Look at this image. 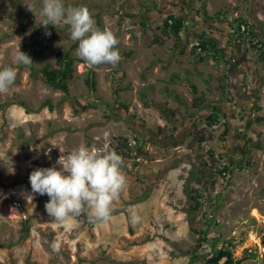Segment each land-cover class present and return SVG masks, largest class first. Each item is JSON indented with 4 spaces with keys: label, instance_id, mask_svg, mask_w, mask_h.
<instances>
[{
    "label": "rangeland",
    "instance_id": "obj_1",
    "mask_svg": "<svg viewBox=\"0 0 264 264\" xmlns=\"http://www.w3.org/2000/svg\"><path fill=\"white\" fill-rule=\"evenodd\" d=\"M157 2L159 8L152 10L149 0H63L65 19L71 8L85 6L94 27H98L100 15L104 29H110L117 37L121 57L115 65L101 64L96 69L97 92L90 91L84 82V74L92 66L76 61L71 94L66 98L62 91L44 81L39 70L43 64H55L59 51L78 42L70 38V26L64 22L42 26L43 0L39 3L0 0V68L16 69L14 84L0 93V264H208L212 247L202 235L208 227L205 221L213 225L209 230L212 239L221 236L218 245L227 239L239 242L237 258L252 248V256L243 264H264V228L259 230L264 224V150L251 149L243 139L246 130L253 139L261 138L264 142V123L251 109L252 96L235 90L242 78L233 61L227 66H211L198 63L189 54L203 32L210 34L211 29L221 45L226 44L232 33L230 22L240 16L251 19L264 39V0ZM27 5L36 6L35 15ZM220 10L229 14H218ZM174 12L187 18L190 24L185 33L188 54L177 58L170 55L172 40L165 46L153 41L161 34L159 28L165 18ZM143 22L148 23L147 29ZM19 49L31 57V66L13 62ZM35 50L42 54L36 61ZM245 50V44L239 42L234 51L240 55L237 61L244 60L243 70L250 73L247 81L250 84L251 71L256 68V78L263 77L258 82L264 87V63H258L254 51L243 58ZM125 51L133 54L124 55ZM74 54L78 56L77 49ZM33 66L38 77L32 74ZM186 68L212 72L215 76L235 71L234 101L214 96L225 107L226 121L233 126L226 141L222 139L224 123L207 127L206 114H187L183 106L163 93L164 86L170 85L189 101L193 99L188 88L169 83L173 73ZM115 70L125 72L119 80L127 88L121 91L119 100L129 109L115 104L116 79L112 77ZM193 80L202 90L216 84L213 81L208 85L196 75ZM144 90L150 100L168 102L178 111L176 131L172 133V123L158 110L144 106L140 99ZM259 94L264 108V92L261 90ZM48 100L54 109L44 105ZM102 101L112 106L100 104ZM250 124L252 127L247 130ZM160 128L173 136L157 137ZM195 134L199 138L205 136L207 142H197ZM136 135L143 139V151L122 158L126 187L114 199L109 220L93 223L81 215L61 223L48 215L45 209L48 195L31 190L29 176L33 170L48 167L59 170V157L81 145L112 150L117 137H127L132 143ZM202 146L225 153L232 163L241 160V153L245 152L244 159L251 164L233 175L231 183L221 190L219 203L193 213L187 190L197 186L199 165L195 149L207 151ZM132 213L139 217L134 225ZM27 224L30 231L24 238ZM53 241L60 245L58 253L52 251Z\"/></svg>",
    "mask_w": 264,
    "mask_h": 264
},
{
    "label": "trees",
    "instance_id": "obj_2",
    "mask_svg": "<svg viewBox=\"0 0 264 264\" xmlns=\"http://www.w3.org/2000/svg\"><path fill=\"white\" fill-rule=\"evenodd\" d=\"M152 2V10H157L159 8L158 0H149ZM225 13V14H224ZM218 14L228 15V12H222L220 10ZM225 17V16H224ZM98 28L104 29L103 21L101 16H98L97 19ZM146 29L148 28V23L143 22L142 24ZM232 29V39L233 42H241L245 44L246 51H254L258 56V61L264 63V39L261 36V33L256 29L255 23L244 16H240L234 19V22H230ZM161 34L154 37V43L160 44V46H165L169 40H172V54L176 55H185L187 53L188 43L184 36L185 32H188V20L178 16L176 13H170L165 18L160 26ZM234 35V36H233ZM79 42L71 44L68 48L61 50L56 55V63H46L40 67L39 73L43 77L44 81L50 85L53 89L62 91L66 98H69L71 94L70 83L73 80L75 73V63L80 60L84 62L81 58L74 54V50L77 49ZM219 43L216 40H212L208 37L207 33H204L202 37L198 39V43L194 44L189 52V54L196 58L198 63H204L207 65L216 66L219 64L228 65V57L225 55L224 51L219 48ZM124 55H132L133 52L125 51ZM35 61L41 59L42 54L39 50H35ZM98 66H92L84 74V82L87 88L90 91H98ZM32 74L35 77H38L34 66L32 67ZM196 75L202 78L206 84H210L213 81H216L214 88H209L207 90H202L198 84L193 80V76ZM125 76L124 71L115 70L112 72V77L116 79L114 85V98L115 104L119 105L125 109H129V106L122 102L120 99V93L126 87L122 86V77ZM187 76V77H186ZM186 77V78H185ZM169 83L175 84L180 83L185 85L188 90L191 92L193 99L189 101L185 96H182L178 90L166 85L163 88V93L167 96L173 98L178 104L183 106L187 110V114H192L194 112L206 114V125L207 127H215L217 124L224 123L226 129L222 134L223 141L227 140L228 133L232 129V125L226 121V113L224 111V106L218 104L217 100L214 99V96L219 95L222 99H226L229 102L233 101V95L231 90L230 78L228 71L222 72V74H217L215 76L212 72L206 74L203 71L192 70L190 68L183 69L180 72L173 73L170 76ZM140 99L143 102L144 106L147 108H155L158 110L170 123H172L171 131L172 133L178 129L177 123L178 111L170 107L168 102H159L156 100H150L148 98L147 92L141 91ZM23 106H26V102L21 103ZM100 104L112 106L110 102L102 101ZM44 105L54 109L53 104L50 100L46 101ZM90 107H96L98 104H89ZM251 109L257 115L260 122L264 123V108L260 104V98L258 96L255 98L254 103L251 106ZM225 121H224V120ZM252 124H250L247 130H250ZM172 133H166L163 128H160L156 132V136L161 139H168L172 137ZM197 142L201 144L207 142V138L202 136L199 138V134L194 135ZM243 139L246 143V146L251 147V149H260L264 150V142L261 138L253 139L250 135L246 134V130H243ZM144 142L141 136H134V142L131 143L130 139L127 137H117L115 139V144L113 148L122 158H131L136 153H142ZM192 147V146H191ZM202 148L207 151H199L195 149V159L199 165V170L196 174L197 186L187 190L188 199L190 200V211L193 213H198L203 211L205 208L209 207L214 202L219 203L222 197L223 189L231 183L233 175L237 171L244 170L250 166V161L245 160L239 165L232 163L225 153H218L213 148H207L202 146ZM194 150V148H192ZM202 149V150H203ZM214 225H218L216 220H212ZM206 227L202 232L204 235V240L206 243L212 247V255L208 258V264H243L245 261H249V257L252 256V248H247L244 251L242 258L236 257V249L239 245L238 241L234 240H225L222 244L218 245L221 241V236L212 239L209 236V230L213 228V225L205 221ZM30 225L25 226L24 238L29 234ZM264 243V238L263 241ZM194 259L198 258V254L194 252Z\"/></svg>",
    "mask_w": 264,
    "mask_h": 264
},
{
    "label": "clouds",
    "instance_id": "obj_3",
    "mask_svg": "<svg viewBox=\"0 0 264 264\" xmlns=\"http://www.w3.org/2000/svg\"><path fill=\"white\" fill-rule=\"evenodd\" d=\"M27 9L35 15L36 6L27 5ZM40 14L44 17L41 25L45 28L62 22L70 26V38L79 42L77 55L89 66L115 65L120 61L116 35L108 28L94 27L87 7L71 8L65 19L63 0H43ZM13 62L26 66L33 63L20 49ZM15 78V68H0V93L6 92ZM57 163L61 166L59 170L56 167L37 168L29 176L32 192L47 194L50 198L45 204L48 215L61 223L81 215H86L93 223L109 220L114 199L126 187L122 157L114 149L81 145L68 155H61ZM138 221V215L132 213L131 223L134 225ZM50 246L53 252L60 251L57 242L53 241Z\"/></svg>",
    "mask_w": 264,
    "mask_h": 264
},
{
    "label": "crops",
    "instance_id": "obj_4",
    "mask_svg": "<svg viewBox=\"0 0 264 264\" xmlns=\"http://www.w3.org/2000/svg\"><path fill=\"white\" fill-rule=\"evenodd\" d=\"M175 13V12H174ZM177 14V13H176ZM178 15V14H177ZM179 16V15H178ZM181 17V16H180ZM182 18H185V17H182ZM187 19V18H186ZM188 27H190V24H189V22H188ZM230 28H231V26H230ZM186 33V32H185ZM204 33H207L208 34V37L210 38V39H212V40H216L219 44V48H221L223 51H224V53H225V55L228 57V65L230 64V62L231 61H233V65H234V69H236V72H238V74H239V76L242 78V82H240V86L238 87L237 86V88L235 89V85H234V82L233 81H235L234 80V77H232V73L234 72L235 73V71L233 70V72L231 73L229 70H228V73H229V78H230V84H231V90H232V95H233V98L235 99L236 97H237V94L235 93V90H237V91H239L240 93H241V95L242 94H244V96H247V94H248V96H252V98H253V100L255 101V98L258 96V98H260L261 97V95L259 94V92H261V90L264 92V87H261V82H258L261 78H263V77H260V79L259 78H256V75H255V73L254 72H256V71H258V70H256V68H253L252 69V71H251V73H252V76H251V79H252V81L250 82V84H249V82L247 81V79H248V77H249V75H250V73L249 72H247V71H245V70H243V66L244 65H242L243 63H244V60H241V61H237V59L240 57V55H238L237 56V53L238 52H235L234 50H235V46L238 44V42H233V39H232V34L231 33H229V35H228V38H227V40H226V44H224V45H221V43H220V40H219V38H217V37H215L214 36V32L212 31V29H211V32H210V34L208 33V32H206V31H204L203 32V34ZM184 36H185V34H184ZM211 36V37H210ZM186 42H187V40H186ZM172 47H173V43H172V46L170 47V53L172 52ZM188 48V47H187ZM190 52V51H189ZM250 52H247L246 50H245V52H242V54H241V56H243V58H246V57H248V54H249ZM188 54V50H187V53L185 54V55H187ZM171 55V54H170ZM185 55H183V56H185ZM171 56H174L175 58H177L178 56H181V55H176V54H172ZM258 63H260L259 61H258ZM202 64H204V63H202ZM207 65V64H206ZM212 66V65H211ZM196 71V70H195ZM258 76V75H257ZM255 81H257V82H255ZM175 84H177V85H182V86H184V87H186L185 85H183V84H180V83H175ZM257 84V85H256ZM237 85V84H236ZM174 88V87H173ZM187 88V87H186ZM242 89L243 90V92L242 91H240L239 89ZM176 90H177V88H175ZM235 89V90H234ZM247 92V93H246ZM256 92H258V93H256ZM180 93V92H179ZM181 94V93H180ZM183 96V95H182ZM216 96H218V97H220L219 95H216ZM247 96V97H248ZM221 98V97H220ZM222 99V98H221ZM234 99H233V101H234ZM226 100V99H225ZM228 101V100H227ZM232 101V102H233ZM254 101H253V103H254ZM225 109V108H224Z\"/></svg>",
    "mask_w": 264,
    "mask_h": 264
},
{
    "label": "flooded vegetation",
    "instance_id": "obj_5",
    "mask_svg": "<svg viewBox=\"0 0 264 264\" xmlns=\"http://www.w3.org/2000/svg\"><path fill=\"white\" fill-rule=\"evenodd\" d=\"M245 145H246V143H245ZM259 150H260V149H259ZM241 155H242V159L236 161V165H239L241 162H244V161H245L244 157H245L246 153L243 152V153H241ZM237 172H238V171H237ZM259 227H260L259 230H262V229L264 228V224H263V225H260Z\"/></svg>",
    "mask_w": 264,
    "mask_h": 264
},
{
    "label": "water",
    "instance_id": "obj_6",
    "mask_svg": "<svg viewBox=\"0 0 264 264\" xmlns=\"http://www.w3.org/2000/svg\"><path fill=\"white\" fill-rule=\"evenodd\" d=\"M253 229H255V230H256V229H257V227H255V228H253Z\"/></svg>",
    "mask_w": 264,
    "mask_h": 264
}]
</instances>
